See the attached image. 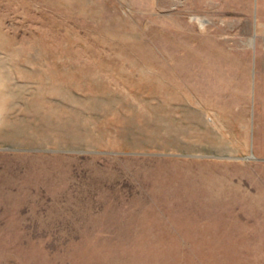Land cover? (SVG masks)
<instances>
[{
	"label": "rangeland",
	"instance_id": "374dc122",
	"mask_svg": "<svg viewBox=\"0 0 264 264\" xmlns=\"http://www.w3.org/2000/svg\"><path fill=\"white\" fill-rule=\"evenodd\" d=\"M0 264H264V0H0Z\"/></svg>",
	"mask_w": 264,
	"mask_h": 264
}]
</instances>
